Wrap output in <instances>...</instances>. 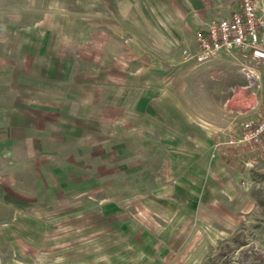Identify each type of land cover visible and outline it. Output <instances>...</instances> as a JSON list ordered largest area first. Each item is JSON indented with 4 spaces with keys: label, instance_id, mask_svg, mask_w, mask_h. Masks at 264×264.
<instances>
[{
    "label": "crops",
    "instance_id": "obj_1",
    "mask_svg": "<svg viewBox=\"0 0 264 264\" xmlns=\"http://www.w3.org/2000/svg\"><path fill=\"white\" fill-rule=\"evenodd\" d=\"M139 3L153 12L144 27L165 37L160 53L131 15ZM240 8L241 0H0V218L17 204L24 212L11 216L30 219L34 203L35 218L70 236L104 237L99 250L113 259L163 264L185 232L181 205L201 195L190 174L220 162L210 158L213 135L179 98L177 80L194 62L171 50L195 46L198 29ZM15 181H28L33 200L12 199Z\"/></svg>",
    "mask_w": 264,
    "mask_h": 264
},
{
    "label": "rangeland",
    "instance_id": "obj_2",
    "mask_svg": "<svg viewBox=\"0 0 264 264\" xmlns=\"http://www.w3.org/2000/svg\"><path fill=\"white\" fill-rule=\"evenodd\" d=\"M144 9L139 3L131 15L142 26L138 28L142 35L147 37L148 32L159 41L154 48L160 53L166 47L165 37L158 29L144 27L146 21L153 22V12ZM158 17H162L161 13ZM194 47L189 42L176 45L171 52L181 58L184 49ZM192 64L177 80L176 86L185 89L180 91L179 98L185 101L187 113L203 131L213 135V144H221L222 151L217 148L210 153L215 152L210 158L214 161L219 157V163L193 175L189 173L194 184L202 186L201 195L196 196L194 204L181 205L187 210L185 232L177 249L163 264H264V152L252 145L227 143L244 132L246 123L256 122L264 113V65L237 51L224 52L203 64ZM201 138L205 144V135ZM26 175L27 180L33 179L29 173ZM11 190L12 199L19 195L31 201L35 195L28 181H15ZM46 190L42 197L48 202L49 189ZM17 206L10 207L8 219L5 215L0 218V264H133L126 255L124 263L113 259L108 251L99 250L105 240L95 231L94 234L91 230L88 237L70 236L64 233L66 226L59 229L50 225L54 221L49 218H35V212L40 210L34 203L25 207L30 219H14L11 215L16 210L24 212ZM190 207L193 218L189 217ZM4 210L0 205V216ZM43 210L49 213V206ZM39 223L44 225L40 227ZM122 239L135 237L127 235ZM87 241L89 251L82 250L86 248L82 243Z\"/></svg>",
    "mask_w": 264,
    "mask_h": 264
},
{
    "label": "built area",
    "instance_id": "obj_3",
    "mask_svg": "<svg viewBox=\"0 0 264 264\" xmlns=\"http://www.w3.org/2000/svg\"><path fill=\"white\" fill-rule=\"evenodd\" d=\"M195 42L194 48L182 51L184 60L203 64L222 52L237 51L264 65V1L241 0L240 10L230 17L213 20L198 29ZM227 143L252 145L264 152V113L256 122L246 123L244 132ZM246 165L250 167L251 163Z\"/></svg>",
    "mask_w": 264,
    "mask_h": 264
}]
</instances>
